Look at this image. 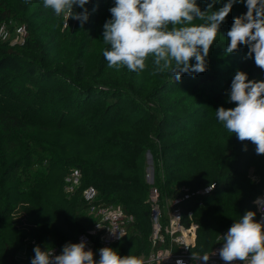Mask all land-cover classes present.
I'll list each match as a JSON object with an SVG mask.
<instances>
[{"label": "trees", "instance_id": "obj_1", "mask_svg": "<svg viewBox=\"0 0 264 264\" xmlns=\"http://www.w3.org/2000/svg\"><path fill=\"white\" fill-rule=\"evenodd\" d=\"M209 2L197 0L202 11ZM113 6L114 0H90L81 26L57 18L42 0H0V26L10 32L0 42V264H31L36 246L77 243L96 223L83 198L90 186L99 206H121L135 218L112 247L121 255L146 257L159 248L150 240L152 187L166 204L183 197V187L215 184L203 206L196 197L182 204L198 225L200 254L222 248L221 236L247 211L258 220L254 201L264 192V155L215 115L221 106H236L229 96L238 70L264 80L248 46L226 53L227 32L246 4H234L221 24L207 70L180 80L155 72L151 61L139 74L107 67L103 25ZM21 25L28 31L23 43L16 33ZM75 169L81 184L69 196L66 179Z\"/></svg>", "mask_w": 264, "mask_h": 264}, {"label": "clouds", "instance_id": "obj_2", "mask_svg": "<svg viewBox=\"0 0 264 264\" xmlns=\"http://www.w3.org/2000/svg\"><path fill=\"white\" fill-rule=\"evenodd\" d=\"M29 3L30 0H25ZM57 18L75 19L81 26L89 19L85 7L90 0H42ZM211 0L201 10L197 0H114L109 9L111 19L103 25V51L107 67L126 68L137 74L146 70L151 61L157 73H170L176 80L184 74H200L207 70V57L220 36V26L236 3L244 2L247 12L234 19L227 32L226 53L238 51L241 45L249 48V57L264 70V0H227L218 10ZM74 6L83 11L74 12ZM195 63H192V61ZM230 102L234 108L219 107L217 119L239 141H250L258 155H264V80H249L238 70L231 82ZM257 203H262L257 200ZM247 211L221 236L223 246L218 255L225 264H264V219ZM31 264H145L136 255H121L111 247L99 249V260L86 248V241L67 243L59 255L34 247ZM215 254V253H213ZM194 260L210 259L207 254L193 252ZM176 264H183L177 260Z\"/></svg>", "mask_w": 264, "mask_h": 264}, {"label": "built area", "instance_id": "obj_3", "mask_svg": "<svg viewBox=\"0 0 264 264\" xmlns=\"http://www.w3.org/2000/svg\"><path fill=\"white\" fill-rule=\"evenodd\" d=\"M16 33L19 43H23L28 36L25 25L18 26ZM9 37L8 27L3 24L0 26V42L7 41ZM81 179L82 174L79 170L71 171L66 179L65 187L69 196L74 195L77 187L81 184ZM147 181L151 185L154 184V172H148ZM215 187V184H212L199 191L183 187L181 189L183 197L167 200L166 204H162L159 190L152 187L149 195L152 223L150 240L154 248H159L152 250L148 256L141 257L145 264H176L177 260H182L183 264H204L203 261L192 258L197 246L198 225L193 220V212H188L186 216L182 204L184 201L196 197L199 199V205L203 206L204 197L209 196ZM98 196V191L93 186L83 192V198L89 206L90 214L96 219V223L93 229L78 237L77 243L86 241V248L92 250L94 254L96 253L99 258V249L112 248L116 242L125 237L130 225L135 222V218L126 214L121 206H99L97 204ZM258 199L262 203L258 204ZM254 204L257 208L258 220L264 219V192L256 198ZM62 248L54 247L49 251L52 250L54 255H59ZM220 248L217 246L212 251L203 253L210 256L207 264H225L218 255Z\"/></svg>", "mask_w": 264, "mask_h": 264}, {"label": "rangeland", "instance_id": "obj_4", "mask_svg": "<svg viewBox=\"0 0 264 264\" xmlns=\"http://www.w3.org/2000/svg\"><path fill=\"white\" fill-rule=\"evenodd\" d=\"M151 167H153V165L151 164V160H150L149 153H148V168H147V172H150V173L152 172L151 169H150Z\"/></svg>", "mask_w": 264, "mask_h": 264}, {"label": "water", "instance_id": "obj_5", "mask_svg": "<svg viewBox=\"0 0 264 264\" xmlns=\"http://www.w3.org/2000/svg\"><path fill=\"white\" fill-rule=\"evenodd\" d=\"M149 157H150L151 164H152V156H151V154H149ZM150 169H151V171L153 172V167H151Z\"/></svg>", "mask_w": 264, "mask_h": 264}]
</instances>
